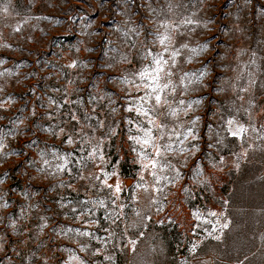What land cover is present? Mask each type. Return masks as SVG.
I'll return each instance as SVG.
<instances>
[{"label": "rangeland", "instance_id": "1", "mask_svg": "<svg viewBox=\"0 0 264 264\" xmlns=\"http://www.w3.org/2000/svg\"><path fill=\"white\" fill-rule=\"evenodd\" d=\"M161 21L178 26L180 52L171 66L175 92H168L179 119L166 123L192 128L195 138L173 137L185 141L168 157L180 179L162 181L156 192L148 171L145 187H136L142 170L126 139L131 89L124 79L142 67L145 46L158 50L153 34ZM0 101V204L7 203L0 207V264H216L210 252L217 246L207 242H222L232 224L222 190L243 164L264 156V0H0ZM70 111L82 125L104 120L120 133L105 140L103 166L118 173L122 208L99 181L79 178L90 146L79 138L60 143L47 131H71ZM232 118L247 129L237 143L225 130ZM41 150L67 155L73 172L49 174ZM247 175L243 184L253 182ZM247 198L234 218L249 231L264 215L251 214ZM99 200L105 207L91 203ZM72 208H91L87 220L97 223L75 219Z\"/></svg>", "mask_w": 264, "mask_h": 264}, {"label": "snow or ice", "instance_id": "2", "mask_svg": "<svg viewBox=\"0 0 264 264\" xmlns=\"http://www.w3.org/2000/svg\"><path fill=\"white\" fill-rule=\"evenodd\" d=\"M160 28H158L153 34V41L157 44V48H149L145 46V50L142 60V67L133 70L128 76L125 77L124 82L129 86L131 91H126L125 96L128 98L126 104V111L129 114V119L127 124L130 125L126 139L131 143L128 147L131 151L136 152L137 159L135 162L139 163L141 166V182L137 183V188L145 187L143 180V172H150L154 184L151 185L156 192L161 189L159 187L162 181L174 182L180 179V172L176 169L169 160V154H172L174 149V143L179 142L183 144L185 141L177 140L173 141V137H194V132L192 128L186 129V131L181 132L178 127L168 128L166 121L169 117L179 119V108L173 107L172 103L169 101L168 92L171 90L175 92V86L173 84L172 77L174 76V71L172 70V65L175 64V58L180 55L179 50L176 47L178 41L176 40V30L177 25L174 22L161 21ZM185 23H190L185 21ZM160 29H163L162 31ZM180 47L187 48V44H180ZM193 52L196 49H192ZM150 57V59H149ZM127 60V57H124ZM131 63V61H128ZM76 64L73 62L69 67H75ZM249 83H254L253 80H249ZM241 91H247L246 87H242ZM242 99V97H241ZM5 102L0 101V107L3 106ZM51 103H55L52 101ZM183 104V101H180ZM116 108H112V112H116ZM135 114L133 118L132 114ZM68 115L71 117V131H66L64 127H58L56 129L49 128L47 131L51 132L53 136H61L62 139L60 143H67L68 145H73L77 138L82 143L90 146V151H88V156L83 158L80 163V167L76 170L79 178L81 180L91 179L93 181H99L100 184L107 188L111 192L112 204L116 205L117 208H122V204H117L119 199V194L123 191L122 182L118 179V173L113 170L109 172L103 166L107 163L106 154L103 150L105 140L109 138L117 137L120 133L114 126L106 125L104 120H97L96 127L91 125H82L80 123L81 117H78L75 113L69 112ZM51 118V116H50ZM227 128L225 129L232 137H241L247 131L243 124H241L237 119L232 118L226 121ZM135 128V134L132 133V129ZM105 129H107L105 131ZM114 143V141H113ZM137 145L139 151L132 145ZM211 146V145H210ZM123 145H121V148ZM194 147V146H193ZM0 148H3V143L0 142ZM82 151L85 149H81ZM180 153L189 152L190 149L181 147L178 149ZM40 158L44 165L47 166L49 174H63L73 172V169L69 167L72 164V160L68 158L67 155H61L58 152L48 153L45 150H41ZM51 156V159L47 158ZM91 162L92 168L94 170H88V162ZM165 169L168 172H174V176H169L165 174ZM45 171V169H40ZM84 173H87L86 175ZM99 173V175H97ZM199 175V172L197 173ZM111 181V182H110ZM63 184V182H61ZM93 187L96 185L93 184ZM71 187V185H69ZM89 203L88 201L84 202ZM92 204H98L100 207H105V202L103 200L91 201ZM0 207H7V203L0 204ZM91 208H72L71 212L75 219H85L86 223L89 225L96 224V220H87V216L91 213ZM119 213L116 214V219H119ZM139 216V212L136 213ZM197 219H199V214ZM210 215L215 216L216 213L212 212ZM105 218H109L107 214ZM42 221H45L41 225V228L46 227V220L41 217ZM227 227V225H223ZM69 231H73L69 229ZM78 231V230H77ZM80 236L92 237L91 232H79ZM134 243V242H132ZM86 247V246H85ZM84 248H81L83 251ZM97 252L99 249L96 250ZM193 251H195V245L193 246ZM73 259H78L73 257ZM79 264H85L83 259L79 260Z\"/></svg>", "mask_w": 264, "mask_h": 264}, {"label": "trees", "instance_id": "3", "mask_svg": "<svg viewBox=\"0 0 264 264\" xmlns=\"http://www.w3.org/2000/svg\"><path fill=\"white\" fill-rule=\"evenodd\" d=\"M227 135L235 143L238 142L237 137H230L228 133ZM248 172H252L253 182L243 184ZM130 173L123 166V174L129 177ZM230 185L232 186L231 193H229ZM230 185L225 186L222 193L230 201L228 214L231 215L232 224L229 233L222 242L214 240L207 242L217 246V249L210 253L217 257L216 264L241 262L245 264H264V223L256 224V222H252V226L248 231L240 225L237 217L234 218V216H238L240 219L241 214H243L245 208L242 206L241 200L244 196L248 197L247 201H249L251 214L264 215V156L256 162L243 164L240 173H232ZM166 241L169 243L168 240Z\"/></svg>", "mask_w": 264, "mask_h": 264}]
</instances>
